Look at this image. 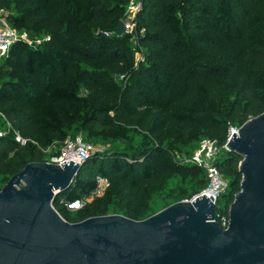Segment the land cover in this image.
Instances as JSON below:
<instances>
[{
	"label": "trees",
	"instance_id": "trees-1",
	"mask_svg": "<svg viewBox=\"0 0 264 264\" xmlns=\"http://www.w3.org/2000/svg\"><path fill=\"white\" fill-rule=\"evenodd\" d=\"M127 2L0 0L13 27L49 37L38 47L16 42L0 60V118L9 125L0 137L3 183L43 161L47 146H61L69 127L142 131L138 145L92 154L55 195L53 207L70 222L112 209L144 219L153 193L176 176H193L201 192L205 172L177 161L173 147L203 137L222 147L229 127L264 110V0H141L135 20L144 32L134 47L112 30ZM240 159L222 147L215 162L230 177L224 213L239 190ZM97 175L108 180L104 195L68 211L60 200L89 193Z\"/></svg>",
	"mask_w": 264,
	"mask_h": 264
},
{
	"label": "water",
	"instance_id": "water-1",
	"mask_svg": "<svg viewBox=\"0 0 264 264\" xmlns=\"http://www.w3.org/2000/svg\"><path fill=\"white\" fill-rule=\"evenodd\" d=\"M112 30L123 34V21ZM225 148L241 157L226 228L203 193L140 220L106 214L70 222L52 201L82 163H26L0 188V264H264V110Z\"/></svg>",
	"mask_w": 264,
	"mask_h": 264
},
{
	"label": "built area",
	"instance_id": "built-area-1",
	"mask_svg": "<svg viewBox=\"0 0 264 264\" xmlns=\"http://www.w3.org/2000/svg\"><path fill=\"white\" fill-rule=\"evenodd\" d=\"M141 9V0H128L125 6V12L132 14V17H125L121 19L124 23V33H133L136 31L137 36L133 42L137 43L138 36L142 35L144 32L143 28L139 30L136 29V15ZM124 12V16L126 13ZM127 13V14H128ZM109 33H106L108 35ZM49 37H41L36 44L27 39L26 32H18L15 28L11 27L8 22L0 17V60L3 59L9 52L11 46L16 42H25L31 47H37L44 40H48ZM134 47V43H133ZM138 51V50H136ZM140 57L138 59L143 60V54L141 51ZM123 76L120 75V78ZM238 127L231 126L228 129L227 139L233 132H237ZM5 134L0 131V137ZM15 139L20 143H24L25 139L22 138L17 132H15ZM226 139V140H227ZM226 143V142H225ZM225 148V144L222 145ZM220 145H218L216 139L210 137H203L200 139L196 149H194L190 154L183 157H178L175 155V159L180 163L190 164L201 168L207 177V184L205 188L197 195L203 193L208 198L212 196L215 207H216V217L215 220L219 223L222 228H226L228 224V211L227 213L221 212L217 208V202L219 197L226 191L228 187V181L224 178L223 174L220 172L216 165V160L221 152ZM95 151V147L91 142L83 139L80 135L75 137L67 138L60 150V153L56 155L53 159V163L60 164L63 161H73L75 163H83L86 161ZM108 180L106 177L97 175L95 177V182L93 188L89 193L72 200L61 199L60 202L63 203L68 211H76L82 208L87 203L93 201L95 198L102 196L108 186ZM195 195V196H197ZM193 196L191 199H193Z\"/></svg>",
	"mask_w": 264,
	"mask_h": 264
},
{
	"label": "rangeland",
	"instance_id": "rangeland-1",
	"mask_svg": "<svg viewBox=\"0 0 264 264\" xmlns=\"http://www.w3.org/2000/svg\"><path fill=\"white\" fill-rule=\"evenodd\" d=\"M11 13L12 12L9 9H2V10H0V17L4 18L8 22V24L11 27H13L12 24L8 20V16ZM127 13L124 16V18L125 17H132L131 13H128V14ZM13 28H15V27H13ZM15 29L18 32H26L27 39L29 41H32L34 44L38 43L37 41L40 40V38L43 36V35L42 36H39V35L38 36H30V33L27 30H22V29H17V28H15ZM126 35H127V41L130 43V45H133V40H135L136 36H137L136 31H134L133 33H128ZM39 45H41V43ZM39 45H36V46L38 47ZM134 55H135V59L137 60L140 57V52L135 51ZM82 89L83 88H81V87L77 88L78 93H80L82 91ZM47 114H50V113H47ZM72 116H73V114L71 115V117ZM62 117H64V116H62ZM47 120H50V119H47ZM46 123H47V121H46ZM0 131L3 132L4 134H7L9 131V125L7 123H5L1 118H0ZM66 133L67 134L65 135V137L62 140V145L67 138H71V137H75L77 135H80L81 137H83L84 140L91 142L94 145V147H95L94 152L95 153L96 152H102V151H105L108 149H114V148L125 149L128 147H133L135 145H138L141 138H142V131L140 128H137V127H128V128H124V129L119 130V131H114V132H109V133L102 132L99 135H89L87 129H75L74 126H72V127H69L67 129ZM200 139L201 138H198L197 140H195L189 144L175 145L173 147L174 148L173 149L174 154L178 157H183L185 155L190 154L194 149H196ZM62 145L58 146L55 144L54 145L51 144V145L47 146V148L44 149V155L42 158L43 161L53 163L52 161H53L54 157L60 153ZM223 176L229 183L230 177H228L226 175H223ZM201 177L203 178V176H201ZM196 179H199V176ZM4 183H3V180L1 179V175H0V188L4 185ZM206 184H207V181L205 183V186H206ZM194 185H195V179L193 176L172 177L168 181L167 185L161 191H157V192L153 193L152 198L150 200V205H149L150 212H151L150 215H152L153 213H155V212L159 211L160 209L166 207L167 206L165 203L166 201H168L169 204H172V203L180 201V200H190L193 196L200 193V192H198V193L195 192V190H194L195 186ZM177 195H180L181 196L180 198H182V199L177 200V201H173L174 197H176ZM102 196H100V197H102ZM168 196H171V197H168ZM166 199H168V200H166ZM224 206H225V198L223 195H221L218 199V202H217V208L220 211L222 208H224ZM108 214L125 215L122 211H119L116 209L109 210ZM68 215L74 216V213H68ZM150 215H148V216H150Z\"/></svg>",
	"mask_w": 264,
	"mask_h": 264
}]
</instances>
